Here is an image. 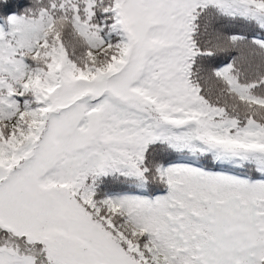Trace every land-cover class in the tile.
Here are the masks:
<instances>
[{"label": "snow or ice", "instance_id": "6c2138e0", "mask_svg": "<svg viewBox=\"0 0 264 264\" xmlns=\"http://www.w3.org/2000/svg\"><path fill=\"white\" fill-rule=\"evenodd\" d=\"M0 264H264V0H0Z\"/></svg>", "mask_w": 264, "mask_h": 264}]
</instances>
